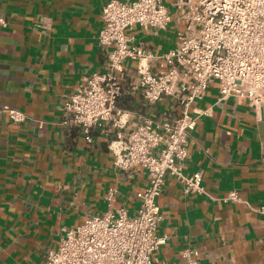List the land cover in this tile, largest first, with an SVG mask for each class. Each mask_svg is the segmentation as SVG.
<instances>
[{"label": "crops", "instance_id": "1", "mask_svg": "<svg viewBox=\"0 0 264 264\" xmlns=\"http://www.w3.org/2000/svg\"><path fill=\"white\" fill-rule=\"evenodd\" d=\"M108 1L0 0V106L29 116L18 124L0 117V264H46L65 228L107 210L110 188L114 208L133 215L139 207L137 193L148 175L141 166L129 174L114 166L108 143L115 130L96 126L88 142L81 127L62 123L63 105L83 77L106 68L98 35ZM169 7L174 16L166 30L137 25L133 32L135 43L155 55L148 61L153 71L166 68L161 56L176 47L184 28ZM124 65L130 82L138 61ZM124 87L118 105L131 112V121L137 113L154 119L181 114L173 98L149 104ZM194 106L202 114L184 172L200 170L207 193H186L180 181L166 177L157 232L168 239L154 251L153 264H182L187 247L199 250V264H264V214L246 203L264 205V102L222 98L214 81ZM232 191L239 201L225 199Z\"/></svg>", "mask_w": 264, "mask_h": 264}, {"label": "built area", "instance_id": "2", "mask_svg": "<svg viewBox=\"0 0 264 264\" xmlns=\"http://www.w3.org/2000/svg\"><path fill=\"white\" fill-rule=\"evenodd\" d=\"M170 5L184 28L176 47L161 56L166 68L153 71L148 61L155 55L135 43L133 32L137 25L166 30L174 16ZM170 5L165 0H109L103 7L98 42L107 54L106 68L83 77L63 105L62 123L81 127L88 142L96 126L113 128L116 135L108 147L114 166L126 174L141 166L148 184L137 193L140 204L133 215L113 207L115 189L110 188L107 210L65 228L59 244L48 250L46 264H153L154 251L168 239L157 232L166 177L180 181L186 193H207L200 170L184 172L191 134L202 114L194 105L214 81L222 98H248L255 106L264 102V0H172ZM127 59L138 61V75L130 82ZM125 84L149 104L175 99L181 114L154 119L137 113L131 121V112L118 105ZM1 116L15 124L29 118L8 104L0 106ZM225 199L240 200L235 191ZM246 203L264 214V205ZM199 255L196 248H185L182 264H199Z\"/></svg>", "mask_w": 264, "mask_h": 264}]
</instances>
